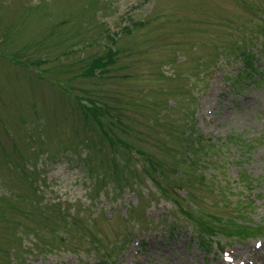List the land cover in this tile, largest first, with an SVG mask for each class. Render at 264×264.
<instances>
[{
	"label": "rangeland",
	"instance_id": "374dc122",
	"mask_svg": "<svg viewBox=\"0 0 264 264\" xmlns=\"http://www.w3.org/2000/svg\"><path fill=\"white\" fill-rule=\"evenodd\" d=\"M103 261L264 264V0H0V264Z\"/></svg>",
	"mask_w": 264,
	"mask_h": 264
},
{
	"label": "trees",
	"instance_id": "16d2710c",
	"mask_svg": "<svg viewBox=\"0 0 264 264\" xmlns=\"http://www.w3.org/2000/svg\"><path fill=\"white\" fill-rule=\"evenodd\" d=\"M139 24V23H138ZM134 25H137V24H134ZM126 30L128 31L129 30V28H126ZM114 37H112L111 39V41L113 42V43H116V41L113 39ZM116 50H112L111 48H107V50H106V53L105 54H102V56H97V57H95V58H92L91 60H90V62L87 64V67H86V69H85V74H89V75H92V76H94V74H96V75H98L99 73H101V72H103V71H105L106 69H107V66H108V64L109 63H111L112 61H113V58H112V56L114 55V53H116L115 52ZM249 57V55H247V58ZM95 104V103H94ZM93 104V106L92 107H89V108H93V109H89V108H87L88 106H86V107H84V106H82L83 107V110H87L86 112H88V111H90L91 112V116H92V118H94V120L97 122V123H101L100 122V120L98 119V118H96V116H99L100 114H96V111H97V109H98V107H97V105H94ZM99 110V109H98ZM100 111V110H99ZM101 112V111H100ZM89 113V112H88ZM86 115V114H85ZM112 123V122H111ZM197 137V136H196ZM237 137L238 136H230L229 137V139L230 140H232V139H237ZM196 138H194V139H192V140H195ZM110 140V146L113 148V149H115L114 147L116 146V144L119 142L118 141V138L117 137H113L112 139L110 138L109 139ZM112 140H113V143H114V147H113V145H112ZM189 149H191V148H189ZM196 149H198V146H196L195 147V149L194 150H196ZM147 161L149 162L148 164L149 165H147L148 167H150V169L152 170V171H158L159 173H162V168H161V166H160V164H158V163H155L154 161H152V160H150V159H147ZM190 162V161H189ZM192 165L194 164V160H192L191 159V162H190ZM111 168H113V171H111V175L112 174H114V173H117L118 172V170H119V168H120V166L117 164V163H115V162H113L112 164H111V166H110ZM157 168V169H156ZM182 171V170H181ZM180 171V173H182ZM153 176V175H152ZM119 177V176H118ZM195 178H197V182L195 181V180H193V181H195V185H203V186H207L208 184L206 183L207 182V178L206 177H204V176H197L196 174H195V176H194ZM120 179V178H119ZM181 179H183V176L181 177ZM154 182L155 183H157L160 187H161V184L160 183H158L157 182V180L156 179H154ZM177 184V186H175L177 189L179 188V185L180 184H183V180H179L178 181V183H176ZM252 187V185L250 186V188ZM162 190V193L165 191L164 189H161ZM166 192V191H165ZM163 193V195L164 196H169V194H167V193ZM174 193H176V190H175V188H174ZM190 195H192V193H190ZM175 202V204L179 207V210L181 211V212H183L186 216H188L189 218H192L194 221H196L197 222V229H196V234H197V236L199 237V239H200V243L201 244H203L204 245V247L205 248H207V244L208 245H210L211 243H212V245L213 244H215L216 243V245H219V246H221L220 245V242H218V241H216V240H214L215 239V237H217L219 234H225L224 236H230V235H232V233H230V232H227L225 229H224V227H222L221 225H219V226H211V225H205L204 224V222L203 221H201V220H196L195 218H194V216H192L190 213H189V211H186V210H184L181 206H180V204H179V201H174ZM38 203V205H39V207H38V210H37V208L35 209V210H32V212L33 213H35V214H37L38 216H40L41 218L42 217H44V218H46L45 217V213H44V211H46L47 210V208L48 207H45V206H40V202H37ZM35 206V205H34ZM61 211V213H63V215H65V213L64 212H62V210H60ZM45 220V219H44ZM222 221V220H221ZM221 224H223V222L221 223ZM236 225V224H235ZM20 227V226H19ZM243 228H246V226H243ZM12 229L14 230V232L16 231V230H18V227L16 226V227H12ZM245 232V233H244ZM219 233V234H218ZM263 233V232H262ZM246 235H248V233L245 231V230H242L241 229V231L239 232V236H242V237H245ZM63 240V239H62ZM202 245V246H203ZM208 248H209V246H208ZM221 248H223L222 246H221ZM103 264H106L105 263V261H103L102 262Z\"/></svg>",
	"mask_w": 264,
	"mask_h": 264
}]
</instances>
